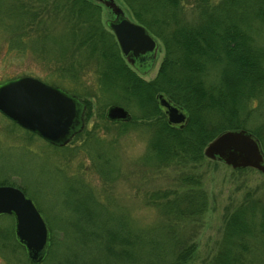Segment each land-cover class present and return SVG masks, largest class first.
I'll use <instances>...</instances> for the list:
<instances>
[{
  "label": "rangeland",
  "instance_id": "rangeland-1",
  "mask_svg": "<svg viewBox=\"0 0 264 264\" xmlns=\"http://www.w3.org/2000/svg\"><path fill=\"white\" fill-rule=\"evenodd\" d=\"M15 1L0 0V83L19 76H32L63 88L89 104L83 129L67 144L59 146L67 145V149L53 146L35 133H28L0 113V185L22 188L34 201L50 229L53 245L40 264H105L108 260L113 263L117 259L106 251L84 250L85 245L75 235L79 227H67V223L74 219L73 207L76 204L71 200L72 196L85 193L94 195L93 207L107 209L111 217L120 218L126 229L130 228L132 232H148L149 236L159 241L163 236L164 240L172 241V232L180 243L176 252L180 247L193 243L190 256L180 264H215L225 247L228 218L242 206L246 194L251 192V196L262 199L264 204V172L251 167L233 169L222 161H212L203 156L185 162L182 168L173 164L159 168L156 158L152 155L146 157L153 128L147 129L141 116L146 115L149 109L142 108L136 98L121 89L110 92L100 88L99 59L87 57L85 50H75L72 43L71 22L67 20L72 14L68 11V2H65L61 15L54 16L52 13L51 16H44L47 26L39 28L33 25L25 28V35L18 36L14 29L20 19L18 11L8 14ZM115 1L130 20L139 23L124 0ZM221 1L209 0V4L218 5ZM196 3L197 0H180V9L175 16L182 23H193L200 13ZM98 4L95 9L99 12L100 26L116 40L105 23L110 17L108 8ZM157 16L162 18L160 13ZM150 17L151 14L147 15V18ZM148 31L158 43L150 70L138 72L123 57L118 46L125 63L146 81L156 76L165 56L163 41L152 30ZM250 32L264 47V29L255 28ZM42 33L49 34L45 38L40 36ZM59 42L64 47L63 54H60V47L54 45ZM210 66L203 79L208 86L217 85L220 64ZM252 104L254 106L257 102ZM110 105L123 106L135 122L128 126L111 124L105 118V111ZM238 118L241 119V115L212 112L208 127L213 130L225 128L238 123ZM88 130H93L94 134V138L88 139L90 147L84 145ZM79 133L82 135L77 136ZM97 152L102 153L101 158H96ZM182 173L198 177L200 182L194 191L205 197L206 206L195 219L169 220L163 207L154 204L151 196L159 190L175 189ZM84 183L88 187L81 188ZM185 188H179L178 192L185 195L189 191ZM169 226L175 227V230L169 229ZM13 230V218L0 216V264H31L24 250L17 245ZM144 256L142 251L137 262L126 260L124 256L116 263L145 264L142 260ZM167 256L168 261L173 257ZM244 256L245 264H264V239L260 245L252 240Z\"/></svg>",
  "mask_w": 264,
  "mask_h": 264
},
{
  "label": "trees",
  "instance_id": "trees-1",
  "mask_svg": "<svg viewBox=\"0 0 264 264\" xmlns=\"http://www.w3.org/2000/svg\"><path fill=\"white\" fill-rule=\"evenodd\" d=\"M124 1L131 8L135 20L152 30L164 43L165 56L152 80H144L125 63L112 34L100 26L99 12L95 9L99 4L94 0H16L8 14L18 11L20 19L14 25L15 35L23 36L25 28L47 26L44 16H51L52 13L54 16L61 15L65 2H68V11L72 14L67 18L71 22L72 43L75 50H85L87 57L99 59L100 88L110 92L121 89L136 98L142 108L149 109L146 115L141 116L144 118L143 125L147 129L153 128L146 157L152 155L156 158L159 168L172 164L182 168L189 160L205 157V145L227 129L248 130L258 139L264 153V47L250 32L255 28L264 29V0H223L218 5H210L209 0H197L200 13L193 23H182L175 16L180 0ZM150 14L151 17L147 18ZM54 45L59 46L60 54H63L61 42ZM214 63L220 64L219 83L208 86L203 76ZM160 92L187 111L188 122L183 128L166 122L155 98ZM254 101L257 104L253 106ZM83 102L86 104L84 115L87 120L89 104L86 100ZM212 112L238 114L241 119L238 118L239 122L235 125L213 130L208 127ZM131 120L110 123L128 126L135 122ZM92 131L86 133V147H90L88 139L94 138ZM96 154V158L102 157L101 152ZM199 182L196 175L182 173L175 189L159 190L151 198L154 204L163 207L169 220L195 219L206 206L205 197L194 191ZM86 187L85 183L81 185V188ZM179 188L189 191L184 195L178 192ZM251 194H246L242 206L228 218L225 247L215 264H245L244 251L250 248L251 241L258 242V245L263 242L264 204L262 199ZM93 198L91 193L71 198L76 206L73 207L74 219L67 223V227H79L75 235L85 245L84 250L106 251L117 259L126 256V260L131 262H137L138 254L143 251L145 264H180L190 256L193 243L180 247L176 252L180 243L172 232V241L164 240V236L162 240H156L148 232H132L130 228L126 229L120 218L111 217L107 209L93 207ZM171 228L175 230V227L169 226ZM52 245L51 238L50 247ZM168 254L173 256L170 261L167 260ZM117 259L113 263L108 260L105 264H117Z\"/></svg>",
  "mask_w": 264,
  "mask_h": 264
},
{
  "label": "water",
  "instance_id": "water-1",
  "mask_svg": "<svg viewBox=\"0 0 264 264\" xmlns=\"http://www.w3.org/2000/svg\"><path fill=\"white\" fill-rule=\"evenodd\" d=\"M115 15L106 20L121 54L138 72L144 73L154 64L158 43L148 29L125 15L115 0H94ZM157 103L166 122L183 128L188 122L187 111L163 93ZM86 104L58 86L32 76H19L0 83V113L20 127L37 134L52 145L63 146L84 127ZM105 118L111 122L131 119L120 105H110ZM206 158L222 161L233 169L251 167L264 172V153L258 139L246 129H227L216 135L203 149ZM14 220V237L31 264H40L47 256L51 234L44 216L20 188L0 185V216Z\"/></svg>",
  "mask_w": 264,
  "mask_h": 264
},
{
  "label": "flooded vegetation",
  "instance_id": "flooded-vegetation-1",
  "mask_svg": "<svg viewBox=\"0 0 264 264\" xmlns=\"http://www.w3.org/2000/svg\"><path fill=\"white\" fill-rule=\"evenodd\" d=\"M108 14L110 15V17L108 18V20H112L114 19L115 15L110 11V9H108ZM107 20V19H106ZM84 118H85V115H84Z\"/></svg>",
  "mask_w": 264,
  "mask_h": 264
}]
</instances>
